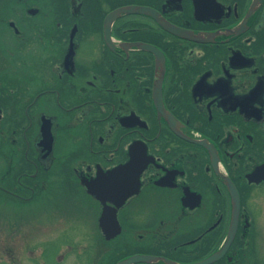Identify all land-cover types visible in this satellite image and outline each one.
Returning a JSON list of instances; mask_svg holds the SVG:
<instances>
[{
	"label": "flooded vegetation",
	"instance_id": "flooded-vegetation-1",
	"mask_svg": "<svg viewBox=\"0 0 264 264\" xmlns=\"http://www.w3.org/2000/svg\"><path fill=\"white\" fill-rule=\"evenodd\" d=\"M0 201L53 264H264V0H11Z\"/></svg>",
	"mask_w": 264,
	"mask_h": 264
},
{
	"label": "rangeland",
	"instance_id": "rangeland-1",
	"mask_svg": "<svg viewBox=\"0 0 264 264\" xmlns=\"http://www.w3.org/2000/svg\"><path fill=\"white\" fill-rule=\"evenodd\" d=\"M10 3L11 0H0V11ZM87 50L88 49L85 48L82 50V53L88 52ZM59 204L61 205V208L58 209V212H61V217L75 219L79 216L81 208H78L76 205L74 207L69 200H64V202ZM258 206H260V204H258ZM6 207L7 204L4 201H0V227H6V225L10 227L11 225L12 227L16 226V228L21 230L16 232L15 228H12L13 231L11 232H14V235L10 236V229H6L5 227H3V229L0 228V264H39L38 262L40 259H43L45 264H53L56 252L61 245L68 244L73 237L83 236L71 233H62L59 235L55 230H44L45 234L41 232H29L31 229L30 227L34 225L35 221H32L31 219L23 220L21 216L17 217V215L8 211L9 209ZM12 207L9 205V208ZM38 222L40 225H45V227L51 225L48 219H38ZM60 229L64 231V228ZM57 234L58 238H56ZM40 242L41 244L38 245ZM38 248L42 250L43 255L40 256L41 252ZM65 251L66 250L61 251V253H64Z\"/></svg>",
	"mask_w": 264,
	"mask_h": 264
},
{
	"label": "water",
	"instance_id": "water-1",
	"mask_svg": "<svg viewBox=\"0 0 264 264\" xmlns=\"http://www.w3.org/2000/svg\"><path fill=\"white\" fill-rule=\"evenodd\" d=\"M127 11H120V13H126ZM136 12L144 13L145 10L139 9V10H136ZM146 13H148V11ZM118 14H119V12H117L116 15H118ZM149 14H151L152 16H155V14H152V13H149ZM165 28L167 30H169L170 32L174 33V34H176L178 36H181V32L178 29L171 28V27H168V26L165 27ZM218 256H219L218 254H215V255L207 258L203 262L198 263V264H211L212 262H214L218 258ZM158 260H160V259H158V258L149 259V258H142V257L141 258L140 257H133V258H130V259L124 261V262H121L120 264H134V263H138V262H157ZM164 262L166 264H176V263H173V262H170V261H167V260H164Z\"/></svg>",
	"mask_w": 264,
	"mask_h": 264
}]
</instances>
